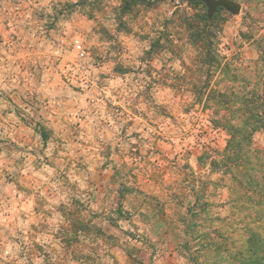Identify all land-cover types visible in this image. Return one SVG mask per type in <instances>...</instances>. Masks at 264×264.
<instances>
[{
    "label": "clouds",
    "instance_id": "1",
    "mask_svg": "<svg viewBox=\"0 0 264 264\" xmlns=\"http://www.w3.org/2000/svg\"><path fill=\"white\" fill-rule=\"evenodd\" d=\"M125 3L0 0V264H256L264 0Z\"/></svg>",
    "mask_w": 264,
    "mask_h": 264
},
{
    "label": "trees",
    "instance_id": "2",
    "mask_svg": "<svg viewBox=\"0 0 264 264\" xmlns=\"http://www.w3.org/2000/svg\"><path fill=\"white\" fill-rule=\"evenodd\" d=\"M137 2V0H126L125 3V10H130V7L133 6L135 3ZM139 2L143 3L145 2V0H139ZM193 4H202V2L200 1H193L191 2ZM215 18V16L213 17V19ZM197 19L199 20V23H194L193 21H191V26L196 30L197 34H200V32L202 31L200 28V25L203 24L204 25V29H207V26L210 24L208 21V17L206 15V12L200 14ZM247 103L252 105V110H260V111H264V96H260V95H255L252 97L251 100L247 101ZM252 118L255 120L257 119V117L255 115L252 116ZM256 264H264V258H260L256 261Z\"/></svg>",
    "mask_w": 264,
    "mask_h": 264
},
{
    "label": "rangeland",
    "instance_id": "3",
    "mask_svg": "<svg viewBox=\"0 0 264 264\" xmlns=\"http://www.w3.org/2000/svg\"><path fill=\"white\" fill-rule=\"evenodd\" d=\"M182 3H186L189 7H192L193 9H195V16L194 19L192 20L194 23H199V20L197 19V17L206 12L207 15V7L206 5L202 2V4H193L191 2H193V0H181ZM201 2V1H200ZM234 14L231 13L229 11H227L224 8L219 7L216 12L212 15L211 18H209V23H216V24H222L226 21V19L228 18L229 15ZM215 16V18L213 19V17Z\"/></svg>",
    "mask_w": 264,
    "mask_h": 264
},
{
    "label": "water",
    "instance_id": "4",
    "mask_svg": "<svg viewBox=\"0 0 264 264\" xmlns=\"http://www.w3.org/2000/svg\"><path fill=\"white\" fill-rule=\"evenodd\" d=\"M193 1H201L206 5L208 19L212 17V15L216 12V10L219 7L224 8L231 13H235L238 9V5H235L233 3V0H193Z\"/></svg>",
    "mask_w": 264,
    "mask_h": 264
}]
</instances>
